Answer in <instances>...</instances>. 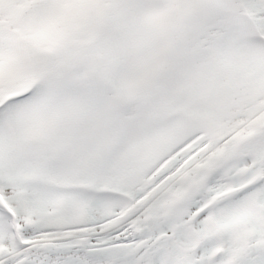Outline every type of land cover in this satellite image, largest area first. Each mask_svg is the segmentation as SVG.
I'll return each mask as SVG.
<instances>
[{
    "label": "snow or ice",
    "instance_id": "1",
    "mask_svg": "<svg viewBox=\"0 0 264 264\" xmlns=\"http://www.w3.org/2000/svg\"><path fill=\"white\" fill-rule=\"evenodd\" d=\"M0 264H264V0H0Z\"/></svg>",
    "mask_w": 264,
    "mask_h": 264
}]
</instances>
